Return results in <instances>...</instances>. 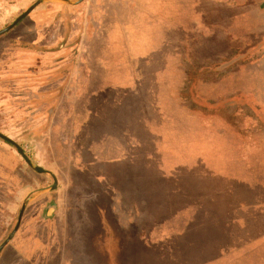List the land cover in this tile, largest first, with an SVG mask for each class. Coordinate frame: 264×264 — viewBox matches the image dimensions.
Listing matches in <instances>:
<instances>
[{
	"label": "rangeland",
	"instance_id": "1",
	"mask_svg": "<svg viewBox=\"0 0 264 264\" xmlns=\"http://www.w3.org/2000/svg\"><path fill=\"white\" fill-rule=\"evenodd\" d=\"M87 1L45 4L39 22L0 37V132L59 178L50 190L52 176L0 137L19 156L17 169L0 175V245L32 197L0 264H264V246L241 244L257 241L251 198L225 199L218 186L208 196L206 177L194 181L208 171L198 160L216 157L222 173L239 157L226 145L224 112L215 121L207 112L208 46L193 35H208L210 18L224 11L209 0ZM69 60L88 64L81 86L54 69ZM80 88L87 95L74 99ZM4 180L23 187L17 201L4 195ZM113 189L116 212L100 213L98 200ZM50 202L58 205L47 219Z\"/></svg>",
	"mask_w": 264,
	"mask_h": 264
},
{
	"label": "crops",
	"instance_id": "2",
	"mask_svg": "<svg viewBox=\"0 0 264 264\" xmlns=\"http://www.w3.org/2000/svg\"><path fill=\"white\" fill-rule=\"evenodd\" d=\"M37 1L0 0V22L14 21L19 16H17L18 12H25ZM56 1L60 0H43L16 25L17 28L14 31L18 30L19 27L24 30L26 28L25 22L27 21H34L33 24L39 22L43 13L39 11L45 4H51ZM84 2L88 3L87 0H81L78 3L68 5L70 7L82 6L81 4ZM207 4V7H213V10H223L226 16L225 18L218 19L210 18L207 24L209 29L208 35L206 34L207 36L199 32L193 33L195 36L198 35L208 46L206 52L203 53L202 51V54L207 55V100L209 102L207 112H209V116L213 117L212 121H215L216 112H224L225 124L222 130L225 140L227 142L230 141V144L226 145H229V149H233L236 146L239 150L236 149L238 152L237 156L239 157H236V161L228 160L229 162L223 163L224 170L222 173L216 171L215 165H222V163H216L219 160H216V157L202 159V161L198 160V164L208 166V171L204 174L205 176L194 181L195 183H201L203 178L206 177V181L208 180V196H215V187L218 186L220 189L222 188L225 199L230 196H235V194H241L243 197L244 195H248L251 198L252 204L249 203L251 205L247 206H255L252 209L255 215L249 218V221H254L253 228L256 230L255 236L257 241L245 240L241 244L245 246L250 244L256 248L258 246H264V183H262L264 173L262 172L263 170L259 171V169H263L259 168V162L262 158L264 159V0H209ZM39 31H42L41 28H38L35 33H39ZM59 63L60 66H56L54 69L64 70L66 73L64 76L68 73L73 74V76L76 75L74 78L75 83L79 82L77 84L81 86V67L85 66L84 68L87 70V62H84V66H82L81 62L72 64L70 60L60 61ZM90 64L92 65L93 63ZM87 93V91L84 92L80 88L76 96H74V99L82 100V94L87 95ZM84 97L86 98V96ZM214 126L215 122H213V125L209 129H213ZM232 135L234 136L233 139H231ZM92 143L94 142L92 141ZM92 143L87 147L89 152L92 148ZM249 150L252 151L251 154L248 153ZM18 157L17 153L0 141V175H5L6 171L3 170L7 169L13 173L17 169L16 163ZM237 159L240 165H236ZM82 161H80L77 169L84 175L83 173L85 171L87 172V170L82 172ZM89 164H91L90 166L94 165L92 161ZM193 165H195L194 162ZM92 168L93 166L90 169ZM50 171L53 172L52 170ZM88 171L90 172V170ZM37 174L48 173L37 172ZM104 174L111 177V172ZM177 177L179 176L177 175ZM98 178H100L99 175ZM161 178L166 179V176L161 175ZM220 178L223 179L222 187L217 183ZM247 179L249 182H247ZM57 180H59L58 177ZM107 180V178L99 180L101 186H108ZM12 183L9 180H4L3 184H6L7 187L11 186V188H7L4 195L14 197L17 201L20 198V194L23 195V187L18 188L15 186V189H13ZM57 187L58 183L52 191L57 189ZM192 193L197 196L201 194L197 186H193ZM253 196L255 197L254 199H252ZM120 197V192L114 189L111 196L107 197L106 194L102 196V200L100 201L99 199L97 202L102 205L99 208L100 213H107L106 211L109 210L115 213ZM57 203L50 202L46 204L44 216L47 219L52 218L53 212L57 208ZM106 204L107 206L103 207ZM28 207L27 205L26 211ZM38 212L42 213L43 207L42 209L39 207ZM8 247L9 244L2 250L0 260L6 251L5 249ZM21 248L19 246L16 249L21 257L26 258L22 255Z\"/></svg>",
	"mask_w": 264,
	"mask_h": 264
},
{
	"label": "water",
	"instance_id": "3",
	"mask_svg": "<svg viewBox=\"0 0 264 264\" xmlns=\"http://www.w3.org/2000/svg\"><path fill=\"white\" fill-rule=\"evenodd\" d=\"M43 0H38L33 6H31L28 10H26L24 13H22L21 15H19L9 26H7L6 28L4 29H1L0 30V36L6 32H8L9 30H11L14 26H16L23 18H25L36 6H38ZM64 1L65 3L67 4H74V3H78L80 2L81 0H77V1H70V0H62ZM0 137L3 138L4 140L10 142L11 144H13L17 150L19 151V153L21 154V156L23 157V159L25 160V162L36 172L38 173H48L50 174L53 179H54V184L52 186L49 187L50 190L56 188L57 186V183H58V180H57V177L56 175L51 172L50 170H47L39 165H35L30 157L26 154L25 150L22 148V146L18 143H16L14 140H12L11 138H9L8 136L2 134L0 132ZM32 200V197H29L27 198L24 202H23V205H22V208L20 210V213H19V217H18V221H17V224L15 226V228L13 229V231L9 234V236L6 238V240L0 245V254L2 252V250L6 247L7 244H9V242L13 239L15 233L18 231L19 227H20V224H21V221H22V218H23V215H24V212H25V209H26V206L28 205V203Z\"/></svg>",
	"mask_w": 264,
	"mask_h": 264
}]
</instances>
